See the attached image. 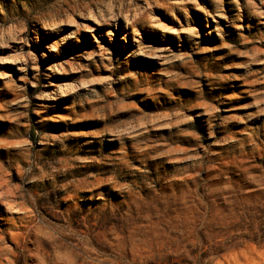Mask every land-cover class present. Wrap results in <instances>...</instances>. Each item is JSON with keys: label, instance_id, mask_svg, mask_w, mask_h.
I'll list each match as a JSON object with an SVG mask.
<instances>
[{"label": "rangeland", "instance_id": "1", "mask_svg": "<svg viewBox=\"0 0 264 264\" xmlns=\"http://www.w3.org/2000/svg\"><path fill=\"white\" fill-rule=\"evenodd\" d=\"M248 224L264 0H0V264H264Z\"/></svg>", "mask_w": 264, "mask_h": 264}, {"label": "trees", "instance_id": "2", "mask_svg": "<svg viewBox=\"0 0 264 264\" xmlns=\"http://www.w3.org/2000/svg\"><path fill=\"white\" fill-rule=\"evenodd\" d=\"M248 213H244L242 217H239L240 219H242V223L244 226L247 225V222L250 221L249 216L247 215ZM249 226V224H248ZM249 230L251 232L250 235H244V236H240V237H236V239H244V240H252L256 243L260 242V241H264V224H262V228L261 231L258 233H254L253 232V225L249 226ZM260 230V229H259Z\"/></svg>", "mask_w": 264, "mask_h": 264}]
</instances>
